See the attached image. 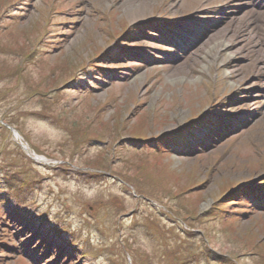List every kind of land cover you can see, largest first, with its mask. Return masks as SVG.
Returning a JSON list of instances; mask_svg holds the SVG:
<instances>
[{
  "label": "rangeland",
  "instance_id": "obj_1",
  "mask_svg": "<svg viewBox=\"0 0 264 264\" xmlns=\"http://www.w3.org/2000/svg\"><path fill=\"white\" fill-rule=\"evenodd\" d=\"M250 8L0 0V264H264Z\"/></svg>",
  "mask_w": 264,
  "mask_h": 264
},
{
  "label": "bare ground",
  "instance_id": "obj_2",
  "mask_svg": "<svg viewBox=\"0 0 264 264\" xmlns=\"http://www.w3.org/2000/svg\"><path fill=\"white\" fill-rule=\"evenodd\" d=\"M233 1L236 2L237 0H233ZM254 1H258V0H254ZM263 1H264V0H263ZM246 11H248V13L251 14V15L254 14V12H253L252 10H249V9H248V10H246ZM261 15H262V17H264V11L261 13ZM261 24H262V21L260 22V25H261ZM31 154H32V153H31ZM37 159H38V160H43V161H44V158H41V157H40V158H37Z\"/></svg>",
  "mask_w": 264,
  "mask_h": 264
}]
</instances>
